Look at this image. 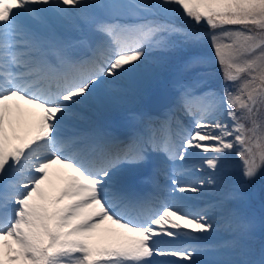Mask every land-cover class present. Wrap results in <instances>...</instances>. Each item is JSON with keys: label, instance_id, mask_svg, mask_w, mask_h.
Instances as JSON below:
<instances>
[{"label": "snow or ice", "instance_id": "obj_1", "mask_svg": "<svg viewBox=\"0 0 264 264\" xmlns=\"http://www.w3.org/2000/svg\"><path fill=\"white\" fill-rule=\"evenodd\" d=\"M177 16L209 31L189 30ZM69 19L97 39L61 34ZM205 38L224 87L200 90L206 59L183 60L191 79L177 82V104L192 117L190 131L174 133L170 119L150 116L126 141L99 128L73 130L80 105L114 91L151 53ZM19 102L36 117L23 136L11 118L15 112L19 123ZM237 146L252 180L264 169V0H0V264H205V252L238 246L236 234L252 226L226 207L234 192L205 207L192 203L215 187L216 170ZM189 149L215 155L189 172L176 164ZM150 153L172 163L163 201L136 194L127 174ZM54 166L63 183L50 195L44 185ZM205 167L209 175H195ZM212 210L234 237L218 246L202 243L221 227ZM105 222L115 227L103 229L101 242L95 235ZM211 264H264V256Z\"/></svg>", "mask_w": 264, "mask_h": 264}, {"label": "rangeland", "instance_id": "obj_2", "mask_svg": "<svg viewBox=\"0 0 264 264\" xmlns=\"http://www.w3.org/2000/svg\"><path fill=\"white\" fill-rule=\"evenodd\" d=\"M71 11V9H69ZM73 20L69 19L64 22H62L61 25H58V31L63 34H69L70 32H73L75 30L72 29ZM77 33H80L82 36L88 35V32L86 29L83 32L75 31ZM94 36V40L97 39V37L91 33ZM83 49V48H82ZM212 50V48H211ZM155 53V52H154ZM154 53H151L153 55ZM149 57L145 60L144 64L140 66V69L133 75L130 76H124L121 77L118 81H116L115 85L113 86L115 88L114 91H101L99 92L94 98L87 101L86 103L80 105L77 109V116L72 121V128L73 130H88L93 127L95 129L98 127L99 124L111 121L110 115H123L125 118L130 117L132 114L140 113L144 111V106L139 105L141 104V101L139 100L138 103L136 102L138 98H136V95L134 92L138 89H141L143 87H148L151 89V91L155 90L154 88H160L161 83L163 84L165 81L160 76L162 69L160 67L157 68L155 71H151L150 65L159 64V61L155 62H149ZM179 68V67H178ZM181 69V68H180ZM181 71V70H180ZM182 72V71H181ZM183 75L188 76L187 78L181 79L179 81L188 82L191 79V75L182 72ZM205 75L201 77L203 83L200 90H206V89H212L210 87L204 86V82H208L209 79ZM178 82V81H177ZM177 82L170 83V89L172 93V98L175 100L174 102L177 104V97H178V90L176 87ZM211 86V85H209ZM212 87V86H211ZM156 88V89H157ZM214 90V89H212ZM217 92V91H216ZM135 103V104H134ZM22 106V104H21ZM132 107V109H131ZM24 105L22 106V112L24 115L20 116L19 122L16 123V113L14 112L12 115L14 127H16V134L18 136H22L20 133V129L23 130V123L24 119H26V125L30 118H32L30 106L27 107L28 109H25ZM171 111L168 113H165V118L170 119V121H174L177 125H180V122L177 120L179 119L184 126H178V129L181 130H191L193 128V121L192 117L188 116V114L185 113V111L180 108L179 104H177L175 107H170ZM26 110V112H25ZM29 113H28V112ZM29 115V118H26V116ZM181 115L186 116L185 118L181 117ZM23 119V121H22ZM122 119L118 122V124L122 125ZM132 122L129 118L126 119L125 123ZM34 123V122H33ZM136 123V122H135ZM134 123V124H135ZM137 126V123L135 124ZM142 124L138 125V128L141 127ZM22 127V128H21ZM185 127V128H184ZM173 129V127H172ZM174 133H178L177 131H174ZM11 135V132H10ZM175 139L179 143V136H176ZM17 141L13 140L12 143L15 144ZM238 147L233 149L234 151H238ZM231 150L228 151L227 155L222 159L220 167L216 170V184L215 187L209 186V188L205 189L203 194L199 196L196 200L192 201L193 204H196L199 207H205L209 204H212L216 202L218 199H220L221 195L223 193H232L234 192L236 194V197L234 199H230L227 201L226 207L229 209H232L235 211L238 218H240L243 221H250L251 222V229L255 228L253 223L256 222L255 219H252L249 217V215L246 213L245 205L248 201V186L246 183H239V180L236 177V172L238 170H242L243 172V166L239 165L238 163L241 161V158L238 156L237 153H234ZM240 151V150H239ZM190 153H194L188 157V159L181 165V162L177 161V167H185L187 169H191V165L195 163H199L201 160V156L204 155H215L214 153H203L199 149H189ZM154 157V158H153ZM150 161V164L148 163ZM149 165V167H148ZM148 167V168H147ZM172 168V163L168 161L163 155L159 153H153L149 154V158L146 164H144L142 167L139 168H130L127 169L128 173H133L137 177H139V180L145 181L146 179L143 178V175H140L144 169H148L151 173L155 174L159 177L161 181L167 182L166 186L161 189L162 197L165 199L167 196V185L169 183L167 175ZM53 171V172H52ZM211 170H208L206 167L203 171L195 173V175L199 176H207L210 174ZM50 176L53 177L55 174L56 176L60 178L61 185L63 183V172L56 168V170L53 168L50 170ZM58 173V174H57ZM258 174L262 178H258L259 183H264V169L258 172ZM53 175V176H52ZM62 176V177H61ZM59 180V179H58ZM50 182H52L50 180ZM249 193L251 195V190H249ZM191 195V194H190ZM262 201L256 202L254 206L259 207L262 205ZM209 215L213 217L214 220H217L221 223V227L216 231L213 232L211 235L207 237L205 241H202V243L207 245H220L225 241H231L233 237V233L226 230L222 226V221L220 220V213L216 210H212L209 212ZM262 232H264V225L262 224ZM106 234L101 235H95V239L98 241L103 242V237H105ZM254 234L247 233H237L236 238L238 239V246L236 247H226V248H220L219 251L222 253H219L218 251L214 252H205L201 257V261L205 262V264H211L213 261H232V262H239L244 260L249 261H259L258 259H250L251 254H257L258 251L256 249V245L254 240L257 239ZM254 239V240H252ZM8 243H11L9 240ZM15 247V245H12Z\"/></svg>", "mask_w": 264, "mask_h": 264}, {"label": "trees", "instance_id": "obj_3", "mask_svg": "<svg viewBox=\"0 0 264 264\" xmlns=\"http://www.w3.org/2000/svg\"><path fill=\"white\" fill-rule=\"evenodd\" d=\"M174 19L177 23L182 24L185 28H187L189 30H194L197 32L209 31L206 24L196 25L192 22L185 20L182 17H179V16L175 17ZM202 44L203 43L201 41V42L197 43L196 45H202ZM196 45H187V46H184L183 50L167 52L168 56L172 55L170 57L171 63H175L177 61L183 60L184 59L183 57L185 55L186 56L187 55H201V52L198 50ZM199 47L202 50V48L207 47V45L199 46ZM208 56L210 58V61L208 64V69H207L209 71V74H211L213 76V78L216 82H218V83L223 82L221 72H220V68H219V65L215 61L214 54L211 52L208 54ZM172 66L173 65L170 64L168 67H166V72H171ZM231 151H233V150H231ZM257 177H258V175L254 179H252V181H251V183H252L251 193H252V197L255 199L259 198V196L264 195V189H260L262 186H264V183L263 184L261 183L262 185L260 183H258ZM261 194H263V195H261ZM262 202H263L262 205L259 207L249 208V214L256 213L258 218H260L261 220H264V196H263ZM254 242L256 245V249L259 253L255 254V255L251 254L250 257L254 258L255 256H259L262 258V256H264V235L260 234L259 238L256 239Z\"/></svg>", "mask_w": 264, "mask_h": 264}, {"label": "bare ground", "instance_id": "obj_4", "mask_svg": "<svg viewBox=\"0 0 264 264\" xmlns=\"http://www.w3.org/2000/svg\"><path fill=\"white\" fill-rule=\"evenodd\" d=\"M23 103V102H22ZM23 106V105H22ZM25 106V105H24ZM172 107H174V103H173V105H172ZM26 110L28 109L27 107L25 108ZM23 110V109H22ZM26 110H25V112H26ZM28 112V111H27ZM29 113V112H28ZM24 115V113L22 114V116ZM31 115H32V113H31ZM14 116V115H13ZM149 116L151 117V114H149ZM149 116H147V117H149ZM30 116L29 115H27L26 116V118H29ZM146 117V118H147ZM13 118V117H12ZM35 116L34 115H32V118H30V120L27 122V123H29V124H32L34 121H35ZM22 121H23V119H22ZM20 123V122H19ZM14 124V123H13ZM136 124V123H135ZM18 126V125H17ZM16 126V127H17ZM125 126L127 127V128H131V129H133L134 127H133V121L130 123V122H128V123H125ZM22 127H23V130H19L20 131V133L21 134H25V132L28 130V129H26V119H24V123H23V125H22ZM21 127V128H22ZM56 168H58V167H56V166H54V169L56 170ZM53 172V171H52ZM51 173V172H50ZM58 174V173H57ZM51 175V174H50ZM53 176V175H52ZM58 177H59V175H58ZM57 176H56V174L53 176V177H51V176H49V182L48 183H46L45 185H44V187H45V189H46V191L50 194V195H55V193H56V191L62 186L61 185V180H60V178H58ZM62 177V176H61ZM59 179V180H58ZM50 180L52 181V182H50ZM137 180V177H135L134 178V180H133V182H135ZM132 182V183H133ZM163 186V185H162ZM164 186H166V184H164ZM161 200L163 201L164 199H162L161 198ZM115 226L114 225H111L110 223H108V222H105L103 225H101V230L100 231H98L97 233H96V235H101V234H106L104 231H103V229H109V228H114ZM97 240V239H96Z\"/></svg>", "mask_w": 264, "mask_h": 264}, {"label": "water", "instance_id": "obj_5", "mask_svg": "<svg viewBox=\"0 0 264 264\" xmlns=\"http://www.w3.org/2000/svg\"><path fill=\"white\" fill-rule=\"evenodd\" d=\"M177 78V76L176 75H173L171 78H170V80H174V79H176ZM159 92H165L166 93V97H168L169 96V92L167 91V86H164ZM155 93L152 95V96H150L149 97V99H153L154 97H155ZM152 97V98H151ZM151 101V100H150Z\"/></svg>", "mask_w": 264, "mask_h": 264}]
</instances>
